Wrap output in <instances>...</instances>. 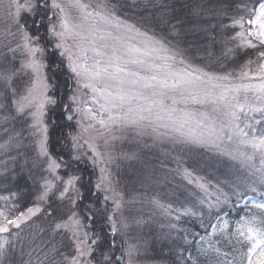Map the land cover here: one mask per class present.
<instances>
[{"label":"snow or ice","instance_id":"6c2138e0","mask_svg":"<svg viewBox=\"0 0 264 264\" xmlns=\"http://www.w3.org/2000/svg\"><path fill=\"white\" fill-rule=\"evenodd\" d=\"M125 2L0 0V264L17 246L21 264H138L146 221L130 205L177 177L173 202L148 200L173 264H264V0H196L190 30L156 0L159 31ZM125 139L140 151L118 152ZM202 160L241 174L213 184ZM125 161L145 165L135 194ZM192 217L202 231L180 226Z\"/></svg>","mask_w":264,"mask_h":264},{"label":"trees","instance_id":"16d2710c","mask_svg":"<svg viewBox=\"0 0 264 264\" xmlns=\"http://www.w3.org/2000/svg\"><path fill=\"white\" fill-rule=\"evenodd\" d=\"M156 2V0H126L124 9L121 12V15H125L130 17L133 21H142L145 26L148 27H156L157 31H159V27L156 25L155 18L158 16L157 9L152 7V3ZM169 4H173L175 6L176 12L186 21H190V23L186 24L187 29H192L195 27L196 17H193L189 14V7L196 2V0H167ZM204 3H207V0H203ZM186 5L184 10H181V5ZM231 12L227 14L221 13V19L219 20H212L211 23L217 25L227 24L228 20L226 19V15H231ZM219 31V28L217 29ZM189 41H198L201 39L199 33H194L189 31L186 37ZM216 51L218 52L219 49L217 48ZM58 115V113H57ZM51 136L55 139L56 136L60 135V129L57 128H50ZM118 150V149H117ZM139 152L140 149L136 147V144L130 143L127 145V148L124 150H119V152ZM158 149H154L153 151L149 152L145 150L142 155L145 160L155 161ZM22 163V161H21ZM144 167L145 165L138 162V161H125L120 169V176L122 178V185H126L125 191L129 194H135L137 191H141V187L139 184V180L144 175ZM198 174L201 176H205L207 179L211 180L213 184L219 181H230L239 176L241 173L236 171L233 168H226L222 165H216L214 167H208L207 164L201 161V168L198 171ZM27 175L25 170L23 176L20 178V183L24 182V176ZM159 176L160 174L157 173ZM183 183L177 177L176 180L172 181L171 183H160V184H153L147 188L146 198L143 203H138L137 209L142 212H145L149 209L152 210L154 213L155 210L152 209V205L148 203V200L156 196L162 203H171L172 196L171 193L174 189V186L177 183ZM189 189V188H188ZM192 190V189H191ZM227 190V189H225ZM7 194V193H4ZM181 200L184 199L183 196L180 197ZM228 210V209H225ZM232 216H236L235 213ZM157 216H155L156 218ZM161 217H164L161 215ZM165 218V217H164ZM166 219V218H165ZM206 219V218H205ZM38 227L41 230L47 229L46 220L37 221ZM161 224H167V221L164 223L158 222L153 223L151 228L143 229V236L144 244L142 245V252L145 253V260L148 261L147 263H156V264H173V261L176 259L174 253V245L170 239L165 237V233L168 231L167 228H161ZM180 226L184 227L189 230L195 231H202L199 227V220L195 217L182 219L180 222ZM37 233V232H35ZM159 234V236H158ZM47 233L45 232V236ZM172 235H175L173 233ZM15 251L10 256V264H21V260H27L28 257L23 256L21 257V253H17Z\"/></svg>","mask_w":264,"mask_h":264},{"label":"rangeland","instance_id":"374dc122","mask_svg":"<svg viewBox=\"0 0 264 264\" xmlns=\"http://www.w3.org/2000/svg\"><path fill=\"white\" fill-rule=\"evenodd\" d=\"M0 15H2V13H0ZM2 26H3V23L0 22V27H2ZM25 135H27L26 132H25ZM130 143L136 144L135 141L132 140V139L117 140L115 142L116 149H118L117 151L119 152V150L126 149L127 148V145H129ZM188 191H191V190L188 189ZM210 191H212V190L210 189ZM137 205H138V203L137 204H134V205H130V209H131V214L132 215L142 216L143 219L146 221V223L144 224V226L140 230V232L142 234H143V229L151 228L153 226L152 224L154 222L155 223H158V222L164 223V222L167 221V219H165L164 217H161L162 214L160 213V211L158 209L155 210V208L153 206H152V209L155 210L154 213L152 212L151 209H149V210H147L145 212H142L141 210L139 211L137 209ZM249 206H251V205H249ZM126 214H128V213H126ZM155 216H157V217L155 218ZM43 219H45V218L40 217V218L36 219L35 224L33 225L34 232L39 233V232L42 231L41 228L38 227V224L39 223H37V221H41V220L43 221ZM158 236H159V234H158ZM143 244H144V239H142V245ZM15 251H18L17 253L19 254L20 253V247L17 246L16 249H15ZM25 257H26V255H25ZM147 262L148 261L145 260V253L142 252V247H141V254L138 256V264H156V263H147Z\"/></svg>","mask_w":264,"mask_h":264}]
</instances>
